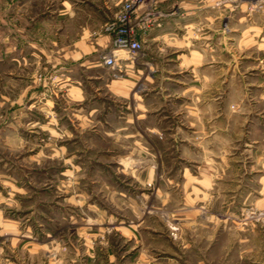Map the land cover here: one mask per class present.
Here are the masks:
<instances>
[{
	"label": "rangeland",
	"instance_id": "rangeland-1",
	"mask_svg": "<svg viewBox=\"0 0 264 264\" xmlns=\"http://www.w3.org/2000/svg\"><path fill=\"white\" fill-rule=\"evenodd\" d=\"M115 1L0 0V264H264V206L198 176L209 146L132 122L104 90L68 100L62 46ZM232 1L239 39L261 4Z\"/></svg>",
	"mask_w": 264,
	"mask_h": 264
},
{
	"label": "crops",
	"instance_id": "crops-1",
	"mask_svg": "<svg viewBox=\"0 0 264 264\" xmlns=\"http://www.w3.org/2000/svg\"><path fill=\"white\" fill-rule=\"evenodd\" d=\"M123 1H115L113 17ZM232 2L221 7L220 0H144L135 16L157 12L154 22L145 32L138 29L143 47L137 56L120 54L114 69L101 59L111 47V36L100 32L108 20L84 22L78 35L62 46L69 65L68 100L81 104L92 95L100 101L104 90L107 98L120 101L119 112L131 110L132 122L146 120L149 129L160 128L157 122L165 129L175 124L166 137L210 147V167L198 176L209 178L216 192L242 193L244 202L262 207L264 0L259 23L244 25L239 39ZM101 8L99 0L97 12ZM76 65L85 70L82 79L71 72ZM27 96L28 88L21 87L19 99L26 102Z\"/></svg>",
	"mask_w": 264,
	"mask_h": 264
},
{
	"label": "built area",
	"instance_id": "built-area-1",
	"mask_svg": "<svg viewBox=\"0 0 264 264\" xmlns=\"http://www.w3.org/2000/svg\"><path fill=\"white\" fill-rule=\"evenodd\" d=\"M144 0H124L121 9L114 18L107 21L101 31L111 36V47L101 56L102 61L109 67H114L120 54L126 53L136 57L143 45L138 35V29L145 32L154 22L157 12L147 11L136 17V11Z\"/></svg>",
	"mask_w": 264,
	"mask_h": 264
},
{
	"label": "bare ground",
	"instance_id": "bare-ground-1",
	"mask_svg": "<svg viewBox=\"0 0 264 264\" xmlns=\"http://www.w3.org/2000/svg\"><path fill=\"white\" fill-rule=\"evenodd\" d=\"M127 165V164H126Z\"/></svg>",
	"mask_w": 264,
	"mask_h": 264
}]
</instances>
